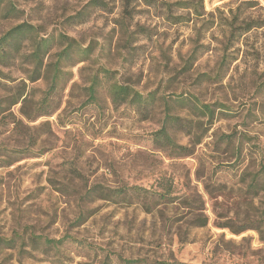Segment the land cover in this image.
<instances>
[{"label":"rangeland","instance_id":"obj_1","mask_svg":"<svg viewBox=\"0 0 264 264\" xmlns=\"http://www.w3.org/2000/svg\"><path fill=\"white\" fill-rule=\"evenodd\" d=\"M22 22L45 63L73 47L50 92L30 42L0 67V264H264V0L0 2V36ZM164 125L191 155L159 148ZM134 186L172 201L99 198Z\"/></svg>","mask_w":264,"mask_h":264},{"label":"trees","instance_id":"obj_2","mask_svg":"<svg viewBox=\"0 0 264 264\" xmlns=\"http://www.w3.org/2000/svg\"><path fill=\"white\" fill-rule=\"evenodd\" d=\"M3 0H0V2ZM147 1V0H144ZM156 2V0H151V2ZM150 2V1H148ZM149 4V3H148ZM125 6V11H126ZM14 9H9L7 14H9ZM81 20V19H80ZM263 23H259L256 25L257 27L263 26ZM253 27L252 23L249 21L244 23V27L242 29V32L245 33L248 32ZM233 34V32H231ZM62 38L67 39L64 47L57 53L56 60L52 63H45L44 57L48 51L49 47V38L43 37L40 35L38 31V27L35 25H32L31 23L22 22L20 24L15 25L14 27L7 30L4 34L0 36V67L8 68L10 66H14L13 64L18 59V56H22L21 49L24 43L30 42V49L29 53L25 55L26 61H25V69L23 70L24 73H26V78L34 82L41 77L44 76V74H47L49 78V92L52 91L55 86L57 85L61 75L64 73L62 69V62L65 57H68L71 53L72 47H73V40L68 39L67 37L62 36ZM84 53L82 58H86L88 56L89 49L85 48L82 50ZM75 63V62H74ZM0 69V74L1 73ZM96 79L95 76L91 84L89 85L88 93L89 97L94 98L95 96V86H96ZM109 92L112 97L113 102H130L133 104H137L144 101V97L142 94L138 93L137 91L133 90L130 86L126 84H121L118 82H113L109 87ZM48 93V92H47ZM150 96V95H148ZM21 96L16 97L12 101L13 103H17L19 101ZM46 103V100L43 101ZM202 108L205 111L210 112V114H213V110L210 109L207 105H202ZM43 114H48V111H45ZM165 118L168 119H174L173 116H171L169 113H166ZM153 141L158 144L159 148L165 150L168 154V156L177 157V156H189L192 154V150L189 149V147L181 145L176 143L170 133L167 130L166 125L162 126L158 131H156L155 136L153 138ZM127 190H130L128 192ZM111 194H108V193ZM113 197H117V199L121 198V201H124L125 197H128V202H138L140 203L143 208L146 211H150L158 205V202H169L172 201L171 193L170 191H152L150 189H145L142 187H129L126 188H120V189H111L106 190L104 193L100 195L99 198L101 199H111ZM123 198V199H122ZM146 199L148 201H146ZM145 200V201H144ZM206 223V220L203 219L199 225L202 226ZM240 231H237V233Z\"/></svg>","mask_w":264,"mask_h":264}]
</instances>
